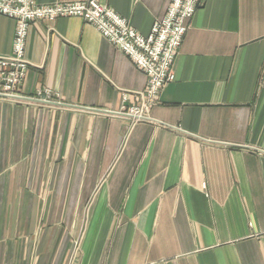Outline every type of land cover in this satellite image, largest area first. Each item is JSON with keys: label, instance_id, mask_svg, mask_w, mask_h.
Masks as SVG:
<instances>
[{"label": "crops", "instance_id": "0c3cea01", "mask_svg": "<svg viewBox=\"0 0 264 264\" xmlns=\"http://www.w3.org/2000/svg\"><path fill=\"white\" fill-rule=\"evenodd\" d=\"M98 1L145 37L170 4ZM26 59L55 102L0 99V264H264V0H203L144 121L145 75L84 20L33 23Z\"/></svg>", "mask_w": 264, "mask_h": 264}, {"label": "built area", "instance_id": "2783aa9c", "mask_svg": "<svg viewBox=\"0 0 264 264\" xmlns=\"http://www.w3.org/2000/svg\"><path fill=\"white\" fill-rule=\"evenodd\" d=\"M203 0H170L165 17L154 24L149 36L139 34L128 19L98 0L42 5L36 0H0V15L13 19L17 29L13 53L0 58V98L18 101L53 103L54 95L41 90L34 96L22 93L30 63L26 59L30 27L37 21L80 18L120 52L127 55L143 72L147 85L144 101L139 106L123 107L122 114L135 121L148 119V110L155 105L163 89L176 79L174 63L188 31V25Z\"/></svg>", "mask_w": 264, "mask_h": 264}, {"label": "rangeland", "instance_id": "374dc122", "mask_svg": "<svg viewBox=\"0 0 264 264\" xmlns=\"http://www.w3.org/2000/svg\"><path fill=\"white\" fill-rule=\"evenodd\" d=\"M0 99H2V100H7V99H3V98H0ZM7 101H11V100H7ZM11 102H14V103H27V102H39V101H27V100H18V101H11ZM42 103H44V102H42ZM49 104H51V103H49ZM132 118V117H131ZM133 119V118H132Z\"/></svg>", "mask_w": 264, "mask_h": 264}]
</instances>
